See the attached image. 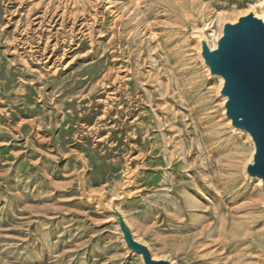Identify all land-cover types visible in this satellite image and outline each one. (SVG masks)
Instances as JSON below:
<instances>
[{"label":"rangeland","instance_id":"1","mask_svg":"<svg viewBox=\"0 0 264 264\" xmlns=\"http://www.w3.org/2000/svg\"><path fill=\"white\" fill-rule=\"evenodd\" d=\"M263 4L0 0V264H143L98 197L157 258L264 264L254 145L200 56Z\"/></svg>","mask_w":264,"mask_h":264},{"label":"water","instance_id":"2","mask_svg":"<svg viewBox=\"0 0 264 264\" xmlns=\"http://www.w3.org/2000/svg\"><path fill=\"white\" fill-rule=\"evenodd\" d=\"M200 56L211 76L220 79L224 113L231 127L248 134L254 145L245 166L247 176L259 178L264 187V20L249 12L235 22H226L211 49L200 39ZM123 197L125 193H122ZM100 209L117 225L126 249L139 255L143 264H176L155 257L137 239L115 203L110 208L98 197ZM116 201V199L114 200Z\"/></svg>","mask_w":264,"mask_h":264},{"label":"bare ground","instance_id":"3","mask_svg":"<svg viewBox=\"0 0 264 264\" xmlns=\"http://www.w3.org/2000/svg\"><path fill=\"white\" fill-rule=\"evenodd\" d=\"M261 6V5H260ZM263 6H264V4H263ZM262 18H263V20H264V11L262 12ZM218 31H219V29H217L216 31H214V36L218 33ZM219 37V34L218 35H216V39ZM214 38V39H215ZM209 47H210V45H209ZM215 47V41H213V45L210 47L211 49H213ZM225 100V99H224ZM228 122H229V120H228ZM233 130H235V129H233ZM235 131H237V132H239V133H241L242 135H247L248 136V134L246 133V132H244V131H239V130H235ZM226 166L229 168V167H232V165L230 164V163H226ZM227 172H229V171H227ZM225 173V172H224ZM224 175H227L226 176V182L229 184L230 183V180H231V177L230 176H228V174H224ZM248 178H249V176H248ZM250 178H252V177H250ZM254 180H256V181H258L259 183H261V180L259 179V178H253ZM215 188H217V190L218 191H222V188H220V187H217L216 185L214 186ZM242 204V203H241ZM240 204V205H241ZM239 205H236V207H238ZM242 207V206H241ZM241 207H240V209H241ZM243 208V207H242ZM217 210H216V214H218V211H220V222H222V220H223V215H222V211H221V209L219 208V207H217L216 208ZM229 211V210H228ZM231 212V211H230ZM238 214V211L237 212H235L234 211V213H233V215H237ZM233 217V216H232ZM241 219V218H240ZM210 222V221H209ZM206 223H208V222H206ZM203 224V223H202ZM221 225H222V227L223 228H225V225H223V223H221ZM200 227V226H199ZM211 234H212V231H211V228H206V227H200L199 228V230L197 231V232H195L193 235H192V237L194 238V239H196V240H198L199 242H201L202 240L205 242V241H208L209 239H211L212 238V236H211ZM204 235V236H203ZM203 236V237H202ZM202 239V240H201Z\"/></svg>","mask_w":264,"mask_h":264}]
</instances>
